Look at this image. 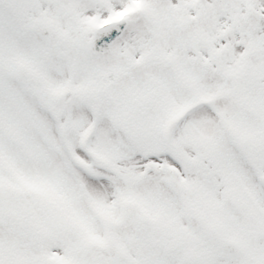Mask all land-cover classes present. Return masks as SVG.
Instances as JSON below:
<instances>
[{"label": "snow or ice", "instance_id": "obj_1", "mask_svg": "<svg viewBox=\"0 0 264 264\" xmlns=\"http://www.w3.org/2000/svg\"><path fill=\"white\" fill-rule=\"evenodd\" d=\"M0 264H264V0H0Z\"/></svg>", "mask_w": 264, "mask_h": 264}]
</instances>
